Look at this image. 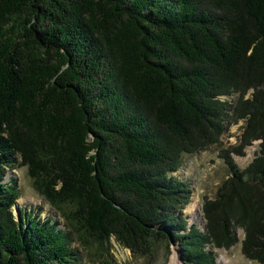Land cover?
<instances>
[{
  "label": "trees",
  "instance_id": "1",
  "mask_svg": "<svg viewBox=\"0 0 264 264\" xmlns=\"http://www.w3.org/2000/svg\"><path fill=\"white\" fill-rule=\"evenodd\" d=\"M231 119L244 132L202 230L174 173ZM20 167L59 219L16 209ZM238 230L264 264V0H0V264L113 259L112 241L215 264Z\"/></svg>",
  "mask_w": 264,
  "mask_h": 264
},
{
  "label": "rangeland",
  "instance_id": "2",
  "mask_svg": "<svg viewBox=\"0 0 264 264\" xmlns=\"http://www.w3.org/2000/svg\"><path fill=\"white\" fill-rule=\"evenodd\" d=\"M223 99L227 100L228 98ZM228 100L235 104L237 95L230 97ZM229 122L227 130L222 134L217 145H213L205 151H198L193 155H183L182 166L179 171L174 173L179 179L187 182L191 189L190 203L186 206L183 213L190 224L195 223L202 230L205 225L201 211L204 198L213 199L216 196L218 187L228 177V169L220 157L221 153L233 147H238L244 132L245 125L243 121L234 123L233 119H231ZM257 144L258 142H254L253 145L245 147L243 157L233 155L239 169H244L252 161L257 150ZM8 174L10 176L9 179L15 184L20 193L16 206L17 210L31 212L40 218L52 215L54 219H59L49 204L34 190L32 179L26 167L12 170ZM5 182L7 181L5 180ZM237 237L238 243L230 249L216 250L215 264H255L247 260L241 253L240 246L243 239V232L241 230L237 231ZM116 245L114 241L111 242L112 247L109 253L113 259L104 255V257L93 261V257L91 258V256L86 255L84 264H173L175 252L178 254V264H182L175 245H171L167 251L163 244H159L156 246L154 254L146 258H135L127 249ZM106 258L107 261H105ZM89 259L92 261L90 262Z\"/></svg>",
  "mask_w": 264,
  "mask_h": 264
},
{
  "label": "bare ground",
  "instance_id": "3",
  "mask_svg": "<svg viewBox=\"0 0 264 264\" xmlns=\"http://www.w3.org/2000/svg\"><path fill=\"white\" fill-rule=\"evenodd\" d=\"M178 254L177 252H175V255L173 256V264H178L179 263V260L177 258Z\"/></svg>",
  "mask_w": 264,
  "mask_h": 264
},
{
  "label": "water",
  "instance_id": "4",
  "mask_svg": "<svg viewBox=\"0 0 264 264\" xmlns=\"http://www.w3.org/2000/svg\"><path fill=\"white\" fill-rule=\"evenodd\" d=\"M170 243H171V241H170ZM171 245L174 246L172 243H171Z\"/></svg>",
  "mask_w": 264,
  "mask_h": 264
},
{
  "label": "built area",
  "instance_id": "5",
  "mask_svg": "<svg viewBox=\"0 0 264 264\" xmlns=\"http://www.w3.org/2000/svg\"><path fill=\"white\" fill-rule=\"evenodd\" d=\"M116 246L120 247L119 245H116ZM120 248H121V247H120Z\"/></svg>",
  "mask_w": 264,
  "mask_h": 264
}]
</instances>
